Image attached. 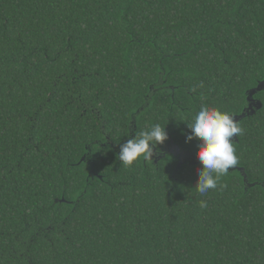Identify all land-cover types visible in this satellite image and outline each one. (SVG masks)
Masks as SVG:
<instances>
[{
	"label": "trees",
	"instance_id": "trees-1",
	"mask_svg": "<svg viewBox=\"0 0 264 264\" xmlns=\"http://www.w3.org/2000/svg\"><path fill=\"white\" fill-rule=\"evenodd\" d=\"M263 78L264 0H0V264H264V91L233 142L252 187L118 157L157 123L196 152L200 106Z\"/></svg>",
	"mask_w": 264,
	"mask_h": 264
},
{
	"label": "clouds",
	"instance_id": "clouds-1",
	"mask_svg": "<svg viewBox=\"0 0 264 264\" xmlns=\"http://www.w3.org/2000/svg\"><path fill=\"white\" fill-rule=\"evenodd\" d=\"M186 125L190 133L185 137V142L193 139L197 141L195 156L199 167L196 169L198 173L195 183L196 191L204 196L209 190L217 189L218 185L221 188L226 187L220 184V180L239 162L233 142L243 133V129L227 112L204 104ZM167 139L165 126L154 124L120 145L119 161L125 166H131L140 157L152 160V157L157 154L154 152L157 145H162ZM199 206L206 208L207 202L201 200Z\"/></svg>",
	"mask_w": 264,
	"mask_h": 264
},
{
	"label": "water",
	"instance_id": "water-1",
	"mask_svg": "<svg viewBox=\"0 0 264 264\" xmlns=\"http://www.w3.org/2000/svg\"><path fill=\"white\" fill-rule=\"evenodd\" d=\"M173 90V88H172ZM264 91V78L257 81V84L256 86L248 89L246 91V105L245 107L242 109V111L238 114H229L231 115L232 117H234L235 119V122L238 123L241 119L247 117V116H251V115H254L259 109H261L263 107V102L255 97L258 93ZM139 110L136 111V113H138ZM133 123H135V119L133 120ZM234 141H238L237 137L234 139ZM172 147L173 149H171V152L174 154V158L177 159L178 163L174 169V173L178 170L179 166L183 165V164H186V162H189L191 164H198V160L196 159V152L192 151H187V150H184L182 149L181 147H179L178 145L174 144L172 142ZM88 149V153L91 151L89 147H87ZM175 151L176 152H179V155L178 156H175ZM81 162H87V159H86V154H84L82 156V158L80 159L79 163L80 164ZM90 165V164H89ZM91 166V165H90ZM230 171L232 170H236L239 172V174L243 177V181L244 183L247 185V187H252L254 186L255 184L257 183H249L248 182V177H247V174L245 172V169L244 167H240V166H237L235 165L233 168H230L229 169ZM94 174L93 170L91 169L87 175V178H90V176ZM98 178H102L101 175H97L95 174ZM262 185H264V183H262ZM57 201H61V202H64L66 201L64 199V197H61L60 199H55V202Z\"/></svg>",
	"mask_w": 264,
	"mask_h": 264
},
{
	"label": "flooded vegetation",
	"instance_id": "flooded-vegetation-1",
	"mask_svg": "<svg viewBox=\"0 0 264 264\" xmlns=\"http://www.w3.org/2000/svg\"><path fill=\"white\" fill-rule=\"evenodd\" d=\"M162 84L164 83V82H161ZM152 87L154 86V85H151ZM162 87H171V88H173V86H171V85H166V84H163L162 85ZM171 149H173V147H172V140H171V137L168 135V140L164 143V145L161 147V148H159V149H155L154 150V152H156L157 154H155L153 157H152V160L151 159H148V160H146V159H144L143 157H142V162H143V164L145 165L146 163H151V164H154V165H156L159 161H160V159H161V157H165L166 155H174L172 152H171ZM179 155V152H176L175 151V156H178ZM174 157V156H173ZM187 164H189V162H186ZM89 173V172H88ZM96 173H94V176H96L95 175Z\"/></svg>",
	"mask_w": 264,
	"mask_h": 264
}]
</instances>
